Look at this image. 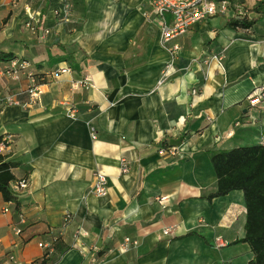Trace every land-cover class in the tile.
<instances>
[{
  "label": "crops",
  "instance_id": "crops-1",
  "mask_svg": "<svg viewBox=\"0 0 264 264\" xmlns=\"http://www.w3.org/2000/svg\"><path fill=\"white\" fill-rule=\"evenodd\" d=\"M259 1L243 0L250 17ZM228 18L173 39L175 72L160 84L171 55L149 0H0V51L25 59L26 71L70 68L33 100L26 73L11 79L0 62L1 153L16 179H29L17 202L0 192V264L10 253L24 264H82L92 244L99 264L249 263V244L235 243L243 191L208 198L218 185L208 151L264 144V99L249 101L264 90V17L248 30ZM212 55L223 57L205 62ZM10 95L19 103L7 104ZM173 144L176 154L160 152ZM97 169L103 195L92 190Z\"/></svg>",
  "mask_w": 264,
  "mask_h": 264
},
{
  "label": "built area",
  "instance_id": "built-area-1",
  "mask_svg": "<svg viewBox=\"0 0 264 264\" xmlns=\"http://www.w3.org/2000/svg\"><path fill=\"white\" fill-rule=\"evenodd\" d=\"M151 5L153 6L156 14L160 19V42L170 51L171 58L168 61L166 67L164 68L162 78L159 81L160 84L164 83L167 79L170 78L172 73L175 72V58L178 50L180 49V45L175 43L173 45H169V43L175 39L176 37L186 33L192 25L199 23L208 19L209 17L215 15H224L228 17L234 16H244L247 13L246 8L243 6V3L236 0H149ZM70 10V4L67 2L64 4L60 12L64 13L66 16L68 11ZM170 13V20L167 19L166 14ZM27 25H31L30 22H27ZM222 55H212L209 58L205 59V62L210 63V61L217 59L219 61L222 60ZM29 67L27 61H22L19 58L12 59L9 64L5 65L3 69V74L11 79H19L22 72H25L29 78V87L28 92L31 95V98L37 99L41 92V85L43 83H39L38 79L33 75L31 71H26ZM70 70L69 67L65 66L55 71L53 75L62 73ZM82 85L86 86L88 83L87 79H83L81 82ZM193 93H198L199 89L194 88L192 90ZM264 99V90L259 93H252L249 96V101L251 105H256L260 103ZM7 104H17L19 101L16 99L15 95L7 96L6 98ZM73 115V114H72ZM9 141V137H4L0 142V152L4 151L7 147V142ZM160 152L162 153H170L176 154L177 148L176 146H170L169 148H161ZM129 165L126 159L122 158V172H128ZM29 179L26 177L17 178L10 182V189L13 194L16 196L19 193L28 188ZM107 175L102 169H97L94 174V180L92 184V190L98 194L103 195L107 192ZM159 200L163 201L166 199V196L158 197ZM5 211H9V207H5ZM70 215L67 214L65 220H69ZM15 231L19 233L21 231L20 228H16ZM170 228L165 229V233H168ZM79 234V233H78ZM110 236V235H109ZM108 234L102 235L103 238L109 237ZM56 237L53 238L52 242L56 241ZM129 238L127 237L124 242H128ZM39 245L41 247H47L48 244L44 242H40ZM87 248L86 256L88 260L83 262L82 264H99L97 252L100 250V247L97 244H92ZM7 264H24L20 261L14 253H10L8 256Z\"/></svg>",
  "mask_w": 264,
  "mask_h": 264
},
{
  "label": "trees",
  "instance_id": "trees-1",
  "mask_svg": "<svg viewBox=\"0 0 264 264\" xmlns=\"http://www.w3.org/2000/svg\"><path fill=\"white\" fill-rule=\"evenodd\" d=\"M236 1L243 3V0ZM250 11L258 15L250 17L246 14L229 17L228 25L235 29L248 30L252 28L264 17V0L257 2ZM14 58L18 57H14L12 52L0 51V62L8 60L9 64ZM66 59L72 66H78L75 60H71L69 57ZM31 72L39 83L47 82L53 73ZM3 138L4 136L0 134V142ZM208 152L218 178L217 190L210 193L208 198L212 200L214 197L226 195L234 190L243 191L247 208L245 235L235 240V243L246 242L249 244L253 258L248 264H264V144L237 146L230 149H210ZM13 166L14 163L7 161L5 155L0 152V192L5 200L17 202L18 196L13 194L10 189V182L16 179L12 172ZM56 238L58 240V235ZM43 262V264L47 263L46 260Z\"/></svg>",
  "mask_w": 264,
  "mask_h": 264
},
{
  "label": "rangeland",
  "instance_id": "rangeland-1",
  "mask_svg": "<svg viewBox=\"0 0 264 264\" xmlns=\"http://www.w3.org/2000/svg\"><path fill=\"white\" fill-rule=\"evenodd\" d=\"M254 144V143H253ZM245 144H243V146H244ZM239 251V250H238ZM238 259H240V258H238Z\"/></svg>",
  "mask_w": 264,
  "mask_h": 264
}]
</instances>
